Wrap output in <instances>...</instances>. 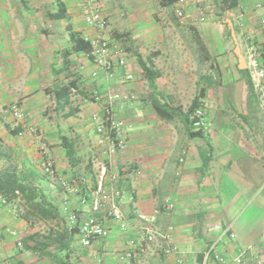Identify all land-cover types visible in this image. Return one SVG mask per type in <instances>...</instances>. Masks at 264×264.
Segmentation results:
<instances>
[{
	"label": "crops",
	"instance_id": "crops-1",
	"mask_svg": "<svg viewBox=\"0 0 264 264\" xmlns=\"http://www.w3.org/2000/svg\"><path fill=\"white\" fill-rule=\"evenodd\" d=\"M258 1L187 0L185 10L197 18H203L202 13L208 11V18L215 22L219 18L215 10L220 9L223 13L220 24H226L230 30L228 21L231 23L242 56L244 45L252 41L264 65V34L260 25L264 8H255ZM60 2L62 12L56 0H0V170L10 167L25 181L34 180L47 202L60 212L67 204L82 220L90 215L89 198L95 185L90 184L95 171L88 157L99 150L89 116L100 105L91 100L90 94L104 90L106 82L103 77L92 81L88 77L90 65L86 55L72 49V34L81 39L97 34L84 24L79 0ZM98 3L106 16L107 28H114V19L119 18L135 27L138 43L156 48L153 62H149L161 76L156 60L165 57L173 60V45L187 42L193 51L208 53L216 61L222 56V47L212 34V30H217L216 24L180 25L174 15L176 0H98ZM177 30L189 37L183 38ZM187 50L182 49L186 53ZM126 71L134 74L133 81H123ZM137 76L141 77V68H132L127 59L125 71L108 85L116 91L133 93L140 87V82L135 81ZM73 81L82 93L77 102L72 101L69 90L68 93L57 90V86H69ZM165 89L160 79L155 90L148 86L146 96H139L141 100L137 98L122 114L131 129L126 135L125 149L112 161L120 170L116 188L124 194L122 211L128 230L124 233L112 226L107 238L97 239L89 247H82L73 235L69 264H124L120 257L127 240L137 234V214L151 213L167 194L174 196L177 208L159 215L157 225L162 229L173 226L180 254L165 255L160 246L152 245L136 254V264H198L203 250L227 227L234 237L223 238L218 251L228 259V264L240 253L246 256L244 264H254V258L264 264V210L255 208L251 202L264 182V133L242 132L246 127L241 124H235L234 134L222 133L221 129L228 124L211 112L223 103L216 100L213 104L211 91L206 89L201 101L211 127L203 138L190 139L181 117L166 121L153 111L151 93L164 98L159 105L176 108ZM12 103L21 106L30 124L40 126L43 132L40 139L29 133L17 136L19 128L14 127V120L4 119L1 114V109ZM245 104L252 107L249 121L257 124L259 119L254 116L259 107L257 99ZM47 107L52 109V121L47 118ZM216 114L220 115L217 111ZM63 138L73 142L78 161L75 166L65 155ZM225 139L235 150L221 156L220 143ZM40 142L47 147L44 154L38 150ZM48 157L55 161L61 174L78 185V194L62 192L54 178L42 173V164ZM181 157L183 162H179ZM64 222L67 226L65 219ZM62 226V221L32 214L21 197L4 205L0 203V264H54L26 250L24 241L33 233L61 232Z\"/></svg>",
	"mask_w": 264,
	"mask_h": 264
},
{
	"label": "built area",
	"instance_id": "built-area-1",
	"mask_svg": "<svg viewBox=\"0 0 264 264\" xmlns=\"http://www.w3.org/2000/svg\"><path fill=\"white\" fill-rule=\"evenodd\" d=\"M186 4L187 0H176L174 15L178 23L182 26H194L202 23V18L194 17L186 12ZM78 6L84 24L97 32L93 37L84 38L89 44V51L85 53L90 65L88 77L92 81L103 77L106 86L104 90H95L90 94L91 100L100 105V109L92 112L89 116L97 135V145L100 150V157L97 155L90 158V164L95 171V185L89 203L90 215L79 220L77 215L69 210L67 204L62 206L61 212L67 224L76 228L74 235L79 244L82 247H89L93 241L107 238L111 233L112 226L120 232L125 233L128 230V223L122 211L124 194L116 188L120 179V170L112 158L125 149L126 135L130 131L131 125L126 122L122 114L133 105L137 97L131 92L113 90L108 85L109 81L120 75L123 70L125 71L127 58L120 46L114 45L111 40L101 34L107 28L108 22L100 9L98 0H79ZM255 8H264V0H259ZM260 25L264 34V18H261ZM243 57L253 93L259 108L264 112V65L260 61L259 49L252 41H247L244 45ZM133 80L132 72L126 71L123 74V81L131 82ZM77 92L76 87H70V98L74 97ZM1 114L4 119L14 120V127L19 128L17 136L29 133L37 139L41 138L37 128L25 118L18 103L3 107ZM188 120L194 130L207 132L211 127L203 107L193 109L188 115ZM38 150L44 154L47 147L39 144ZM179 162H183L182 157ZM41 169L43 174L56 180L62 192L72 195L79 193L78 185L73 184L70 179L56 169L55 161L52 158H46ZM15 196H20L18 191H15ZM0 203L4 205L7 201L0 197ZM176 208V199L167 194L151 213L137 214L136 220L139 222L137 234L127 240L126 249L120 260L124 264H136L134 260L136 254L148 250L152 245L160 246L165 255H179L178 246L173 238V226L168 225L162 229L157 225L159 215L172 213ZM227 237H234L230 233L229 227L223 229L220 235L203 250L198 264H228V259L218 251L219 242ZM17 246L21 247V243L18 242ZM245 261L247 259L243 253L234 256L231 260L232 264H244ZM178 262L181 261L178 260ZM253 263L262 264L259 258H254Z\"/></svg>",
	"mask_w": 264,
	"mask_h": 264
},
{
	"label": "rangeland",
	"instance_id": "rangeland-1",
	"mask_svg": "<svg viewBox=\"0 0 264 264\" xmlns=\"http://www.w3.org/2000/svg\"><path fill=\"white\" fill-rule=\"evenodd\" d=\"M215 11L218 12L215 16L219 17L215 20V22H212V20L208 18V11H204L202 13V19L203 23L212 22L216 24L217 30H212V34L217 36L219 46L222 47L221 58L216 56V58H218L216 61L211 58V55L208 53L204 54L201 51L195 52V50L193 51V49H190L189 46H187V42L185 43V41L184 45H173L171 53L173 60H171L170 57H165L164 60L162 58L156 60V64L162 70V76L160 78L161 82H163V84L166 86L165 91L170 94L169 99L174 102L180 113H184L187 111L193 98L198 95L199 89L204 86L205 81L202 78L204 76H210L215 82L213 86L208 88V91H211L210 99L212 100L213 104L217 103L216 100H221L223 103L221 108L212 110L211 115L213 114L214 117L219 116L223 123L228 124L226 127H224L225 129H221V132L227 135L234 134V131L237 130V125L235 124H241L246 127V130L242 132L264 133V112L258 107V104V108L256 107L257 109L254 112L255 118L259 119L258 123L256 124L253 121H249L251 116L248 113L251 111L252 107H250V109L245 103L249 101L252 102L253 100L256 102V98L254 93H249L247 91V88L243 82L234 81L233 76L239 78L238 72L236 70L237 61L230 53L234 48V43L232 38L228 39V37H226L227 27L220 24L223 13L220 9ZM170 14H172L171 11ZM114 21L115 27L112 29L106 28L103 31V35L111 40L112 43L114 40L115 42L113 44L116 43V45L123 48L126 58L128 59V63L132 66V68L137 66L139 67L137 63V56H139L147 64L153 62L151 58L153 57L152 54H155L154 50L156 48L154 46H144L138 43L139 38L135 39L137 33L134 29L135 27L132 28V24L123 23V21H121L119 18H116V20L114 19ZM114 30H116V35L113 33ZM176 32H178V34H180V36L185 39L189 37V35L186 33L181 34V32L178 30ZM194 47L197 49L196 44ZM182 49L189 50H187L186 53L182 51ZM135 81L140 82V87L133 93L138 98V101H140L141 99L139 96H142V94H145L146 96L148 93V84L143 79L142 75L141 77L137 76ZM81 94L82 93H79L78 90L77 94L72 97V101L77 102ZM216 111L220 115L216 114ZM47 114V118L52 121L53 114L50 107H47L46 109V115ZM178 126H181V124ZM35 127L37 128L38 134L41 135L43 132L40 126L35 125ZM40 144L45 145L43 142H40ZM220 149L221 156L229 154L228 151L235 150L228 139H225V141L220 143ZM96 153L97 151H94L92 155H98V157H100V150H98L97 154ZM90 158L91 157H88V160H90ZM91 177L90 184H95V176L92 174ZM224 184L228 183L225 182ZM229 191L230 190H228V193ZM251 202L252 206L255 208L264 210V182H262V185H260L255 191L254 200Z\"/></svg>",
	"mask_w": 264,
	"mask_h": 264
},
{
	"label": "trees",
	"instance_id": "trees-1",
	"mask_svg": "<svg viewBox=\"0 0 264 264\" xmlns=\"http://www.w3.org/2000/svg\"><path fill=\"white\" fill-rule=\"evenodd\" d=\"M56 2L59 6L58 10L62 12L63 8L60 0H56ZM226 37L231 39L230 30H228V28L226 31ZM71 38L74 41L72 49L75 51H82L84 54L89 51V44L84 39H81L75 34H72ZM230 53L237 61L233 51ZM137 63L141 68V75L143 79L147 82L148 86L152 88V90H155L157 83L160 80L161 73L154 69V66L151 63H145L139 56H137ZM236 70L238 72L239 79L245 84L247 91L249 93H253L247 70H239L237 66ZM202 79L205 81L204 86L199 89L198 95L193 98L187 111L184 113H180L177 108L168 107L165 104L159 105L161 101H164V98L161 96L157 97L155 93L150 94V99L153 101L152 109L154 113L158 117L164 118L166 121H170L174 116L181 117L186 126L187 136L190 139L196 137L203 138V135L206 133L200 130L192 129L188 120V115L193 109L203 107L201 100L205 95L206 89L215 84L213 78L210 76H204ZM70 87H76L74 85V81L70 82L69 86H57V90L68 93ZM57 90L55 91L56 95L58 92ZM62 146L65 149L66 157L70 160V164L72 166L77 165L78 161L75 157L73 142L67 138H63ZM15 191H18L20 194L19 197L24 199V201L28 204L32 214L39 215V217L45 220L49 219L57 222L62 221L63 224L61 227V232H53L52 230H48L46 234L33 233L29 235L26 238V241H24L25 249L31 252H36L39 257L50 259L54 264H69V259L72 253L70 243L76 228L70 227L69 225L65 226L63 219L64 217L62 216L60 210H58L55 205L45 200L43 190L39 185L35 184L34 180L25 181L23 178H20L10 167L0 170V197L6 199L8 203L17 198V196H15Z\"/></svg>",
	"mask_w": 264,
	"mask_h": 264
},
{
	"label": "water",
	"instance_id": "water-1",
	"mask_svg": "<svg viewBox=\"0 0 264 264\" xmlns=\"http://www.w3.org/2000/svg\"><path fill=\"white\" fill-rule=\"evenodd\" d=\"M228 27L230 29V35H231L232 41L234 43L233 54L237 58V68L239 70H245L246 69L245 60H244V58H243V56H242V54L240 52L239 46L237 44L235 32L232 29L231 23L229 21H228Z\"/></svg>",
	"mask_w": 264,
	"mask_h": 264
}]
</instances>
